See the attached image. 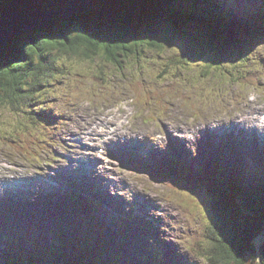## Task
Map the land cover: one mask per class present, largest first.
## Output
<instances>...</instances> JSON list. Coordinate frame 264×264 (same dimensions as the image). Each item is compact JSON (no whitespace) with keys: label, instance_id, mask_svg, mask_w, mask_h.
Listing matches in <instances>:
<instances>
[{"label":"rangeland","instance_id":"374dc122","mask_svg":"<svg viewBox=\"0 0 264 264\" xmlns=\"http://www.w3.org/2000/svg\"><path fill=\"white\" fill-rule=\"evenodd\" d=\"M238 1L243 0H231L234 4ZM181 7L183 10L187 9L184 2H181ZM188 32L192 36L195 35V25L188 26ZM185 39L174 38L171 43L164 42L155 47L147 46L149 39H146L136 53L119 57L120 67L109 64L100 56L84 59L56 53L55 63L61 66L65 72L64 75L54 76L49 80L46 88L33 94V100L37 105L41 104L45 108H50L47 111L48 116L53 118L54 122L49 126V131L45 129L48 127L47 124L44 126L45 130L33 129L35 113H39L36 107L30 114L25 113L26 115L19 116L0 104V186L5 188L11 186L15 192H18L20 182L24 185L43 182L44 179L37 176L40 173L45 174L46 178L47 176L56 178L58 171L70 173L59 164L67 167V164L73 162L67 161V158H72L79 152L81 146L76 145L74 150L73 139H78L85 129L91 128V124L101 122L103 115L106 114L108 119L110 117L113 119V121L109 119V123H115L113 115H130L129 127L134 130V133L145 135L149 131H162L166 145L174 147L171 156L186 158L184 160L188 164L195 161L206 169L214 171V164L220 162L221 167H227L222 172L223 176L237 172L239 179L246 174V170L249 174H247L248 178L255 174L256 169L253 163H260L264 154V147L258 148L256 141L249 143L240 139L234 145L239 152L237 155L231 145L235 143V140H229L225 133L222 134L221 129L218 133L214 131L212 134H207L206 140L199 142L198 135L195 133L190 141L192 146L187 148L176 142L178 138L168 136V132L178 129L184 133L182 129L186 126L196 124L194 129L203 128V125L208 122L226 123L227 119L230 120L226 123L229 125L232 118L239 120L246 118L255 110H264V39L256 42L251 51L241 53L240 56L229 50L228 59L222 60V73L207 68L211 58L208 54L199 56V49L208 50L209 46L198 45L197 41L188 36H185ZM192 52V55L188 54ZM241 74L254 77L257 84L240 83ZM92 75L97 77L98 82L91 81ZM135 78L138 79L135 80ZM101 80H104L102 85L107 83L106 90H103ZM135 81H138L139 85L134 91L142 89L149 100L152 99L149 103H144V100L133 101L129 84ZM182 89L185 92L183 96H181ZM216 90L218 92L214 93L218 96L213 101L210 97L212 94L209 95V93ZM162 98L164 103L166 104L165 101H167L168 104L165 110V107L161 105L163 103L156 101ZM191 109L201 110L199 113L195 111V117H191ZM254 121L258 120L253 118L250 120L253 126L259 127L254 124ZM118 127L121 129L123 125L115 124L114 128ZM207 129L209 128L205 130ZM21 131L23 134L30 131L32 135L51 140L50 145L46 146L45 143L40 142L38 145L45 148L36 149L35 155L32 154V158L30 157L34 162L43 161L46 164L43 170L38 165L33 166L32 162L23 167L20 165V162L24 163L22 159L14 158V154L10 155L15 152V148L11 146L14 145L12 143H21L17 135ZM129 131V129L124 132L117 130V138L121 140V136L129 134ZM241 143L245 145L244 149ZM261 144L264 145V143ZM29 145H33V137ZM83 145H91V143ZM26 149L30 152L29 148ZM144 150L151 156L153 151L150 148L146 146ZM20 151L19 148V153L23 156L29 155L28 152ZM165 151H160L162 158L171 157L169 154L165 155ZM91 153L95 154L96 149L93 148ZM106 154L103 162L106 163L109 175L118 178L120 188L123 190L127 189L124 185L128 181L130 183L129 192H127L130 199L119 195L114 198V203L109 204L106 201L108 197H98L104 208L98 213L100 222L106 226L107 236L104 238L108 242L104 240L103 246L95 247L99 244L95 240L99 239L96 234L99 230L103 235V230L100 223L97 222L96 226L100 228L97 229L89 222V211L92 210L83 196L90 194V190L84 187L85 190L81 188L79 191L77 188H71V190L67 182H64L65 186H63V182L58 179L59 193L63 192L64 195H59L57 199V210L50 205V210L45 211L43 201L40 200L38 203L34 199H30V202H34L27 208H23L26 205H12L9 200L10 193H3L0 188V208L5 212L7 208L13 210V214L8 218L12 220L10 225H5L8 224V219L0 218V243L5 245V240L16 241L15 237L21 238L20 241L17 239L19 248L10 243L8 245L14 246L12 248L9 246L12 252L17 255L21 253L23 258L21 257L20 262L23 264L25 262L43 264L44 260H46L45 264H209L202 258L207 242L204 244L202 222L199 223V221L204 220L207 201L200 186L195 184L185 191L178 190L176 187L178 178L173 173L166 174L161 170L163 164L167 166L170 164V159L165 162L152 161L154 158L159 159V155H154L152 160L140 158L139 161L126 162L121 166V163L114 160L111 154L108 155L107 152ZM81 155L80 152L78 157ZM51 161L55 163L51 164ZM235 162L239 165L235 166ZM49 164L55 169L49 168L47 166ZM34 169L36 172L30 180L25 181L21 178V173L33 172ZM9 173L12 179H8ZM25 177L26 174L23 175V178ZM113 181L117 183L116 180ZM243 183L247 182L243 181ZM87 184L91 186L92 183L87 182ZM81 185L83 183L79 181L78 186ZM64 188L67 192L77 194L74 197L70 196L71 202L66 197ZM33 192L35 190L29 186L25 189L24 196L28 197ZM64 206L75 207L73 210L68 208V212L72 214L70 220L65 218L64 211L61 210ZM29 210L31 211L29 223L27 221L18 223L19 218L27 217ZM37 212L41 216H37ZM16 213H20L22 217H18ZM96 214L97 209L95 215L91 214L90 217H96ZM130 216L134 217L130 218ZM31 217L39 223H55L56 226L35 229L31 227L33 222ZM118 220H128L126 221L128 223H125L122 229H118ZM153 225H155L154 228ZM51 228L55 229L50 230ZM115 230L119 231L117 241ZM73 231L76 235L69 234ZM91 233L94 236L89 238L88 235ZM72 239L76 243L71 242ZM38 247L39 249L47 247L48 251L38 250ZM3 251L4 249L0 252V264H5L10 259L8 255H5L8 251ZM36 252L42 255L37 253L38 256H35ZM35 258L42 262H37Z\"/></svg>","mask_w":264,"mask_h":264},{"label":"trees","instance_id":"16d2710c","mask_svg":"<svg viewBox=\"0 0 264 264\" xmlns=\"http://www.w3.org/2000/svg\"><path fill=\"white\" fill-rule=\"evenodd\" d=\"M9 1L0 0V16ZM46 1L51 6L58 3ZM181 2L187 5L186 10ZM250 13L245 19L229 23L205 7L203 0H92L90 9L83 10L78 17L20 35L0 49V104L19 116L30 113L35 104L33 94L54 75L65 73L55 65L56 53L84 59L100 56L119 66V57L136 53L146 39L147 46L155 47L188 36L198 45L209 46L208 50L199 49V56L208 54L211 58L207 68L222 73V60L228 59L229 50L240 56L264 36V15L255 14L252 8ZM190 25H195L193 36L188 32ZM17 135L20 139L25 137L23 131ZM29 150L30 157L35 155V150ZM13 154L19 157V151ZM190 178L195 179L194 172ZM206 187L211 211L203 225L207 242L204 258L209 264H264V177L248 189L232 180L223 182L221 187L207 181ZM93 204L97 210L101 208L99 203ZM39 224L47 228L56 226ZM102 230L104 238V227ZM95 240L99 242L95 247H100L102 241ZM71 242L76 243L74 239ZM0 248L8 251V261L12 260L9 264H22L21 253L17 255L1 243Z\"/></svg>","mask_w":264,"mask_h":264},{"label":"water","instance_id":"95a60500","mask_svg":"<svg viewBox=\"0 0 264 264\" xmlns=\"http://www.w3.org/2000/svg\"><path fill=\"white\" fill-rule=\"evenodd\" d=\"M46 2L10 0L3 7L0 16V49L20 35L32 34L55 26L59 21L67 22L78 17L83 10L90 9L92 0H58L56 6H48ZM91 81L98 82V79L92 75Z\"/></svg>","mask_w":264,"mask_h":264},{"label":"bare ground","instance_id":"6f19581e","mask_svg":"<svg viewBox=\"0 0 264 264\" xmlns=\"http://www.w3.org/2000/svg\"><path fill=\"white\" fill-rule=\"evenodd\" d=\"M47 3V2H46ZM48 4V6H51L49 3H47ZM56 5H58V3L57 4H54V6H56ZM110 120H112L113 121V119L110 117L109 118ZM263 123H264V121H261V122H259V124L258 125H256V126H259V127H261V129H262V127H263ZM246 124H247V131L249 132V133H251V134H256V136H257V139H258V141L259 142H262V140H263V135L261 134V132L260 131H257V130H255V126H253V123H251L250 121H248V122H246ZM121 125H123V124H121ZM257 128V127H256ZM117 130H119V127L117 128V129H115L114 127L113 128H111V129H109L108 131H106V135H108V136H110V138L111 139H113V140H116V141H114V142H111V146H108V147H110V148H116L117 146L118 147H121V146H127V154L128 155H130L132 158H135V155H136V153H137V151H138V149H137V147L133 144V142H131L130 144H128V140L126 139V141L125 140H119L118 138H117V135H116V131ZM239 130V128L238 129H231V133L233 132L234 134H237V131ZM242 130H244V127L242 128ZM209 131H211L210 129H207L206 130V132H209ZM221 132H222V134L223 133H226L227 131L226 130H221ZM215 133H218V130H216V132ZM134 134H136V133H134ZM127 135H129V134H127ZM138 135V134H137ZM144 135V134H143ZM260 136V137H259ZM116 138V139H115ZM208 140H210L209 139V137H208ZM102 144H104V140H101L100 141ZM128 144V145H127ZM211 144H213V143H211ZM139 145H140V147L142 148V149H145V147L146 146H142L141 145V143L139 142ZM116 146V147H115ZM259 146H263L264 147V145H262V144H260ZM260 147V148H261ZM191 148V147H190ZM95 149H96V153H95V155H99L100 153H101V150L100 149H98L97 147H95ZM194 151V150H193ZM83 155V154H82ZM108 155H110V154H108ZM220 154L218 153V156H219ZM93 156V155H92ZM106 156V155H105ZM107 157H109V156H107ZM114 157V156H113ZM197 157V156H196ZM14 158H19V157H15L14 156ZM87 159L88 160H90V158H89V156H87ZM184 159H186V158H184ZM114 161V160H113ZM107 162V161H106ZM115 162V161H114ZM79 162H78V160H74L72 163H70V164H67V167L65 166L64 167V170H69V172H70V176L71 177H73V178H75V179H83L84 178V180H83V186L85 187V188H87V189H89L92 193L91 194H89V196H86V200H88V202H89V204H90V207L91 208H93L94 210H95V212H96V209H97V207L95 206V205H93V203H92V200H95V199H97L99 196H106V197H108L107 199H106V201H107V203H111V202H115V197L112 195V193H115L116 195H118V193H117V191L116 190H119L120 189V186L118 185V183H116V182H114L113 180H107V176L105 175L103 178H101L100 180L101 181H95L94 182V184H91V187L93 188H91L89 185H87V183H86V179H89V169H87L86 167H90V165L88 164V163H86V165H84L83 166V170L85 169V170H87V171H78V169H77V167H78V164ZM95 164H96V161L94 160V166H95ZM106 164V163H105ZM191 166H193V162H192V164H190ZM76 168V170L75 171H70V170H73V169H75ZM147 170V169H146ZM162 170V169H161ZM91 171V170H90ZM92 172V171H91ZM58 173H61V172H57V176H58ZM83 173L84 174H86V176L85 175H83ZM159 173V172H158ZM4 176H5V174H3ZM93 176L94 177H96L94 174H93ZM155 176V175H154ZM47 177H50V176H47ZM0 183H1V180H0ZM96 183H100V186H102V188H103V190H104V193H99V192H96V188H95V184ZM68 184V183H67ZM62 185L63 186H65L64 185V182L62 183ZM71 185H72V187L73 188H77L78 189V191L80 190V188L81 189H83V190H85L82 186H78L75 182H71ZM0 188H1V191H3V193L4 192H9L10 194H9V197L11 196V194L13 193V191H15L14 190V188H12L11 186L10 187H8V188H5L4 186H0ZM63 191H65V193H66V197H68V200L71 202V200H72V198L69 196V194H68V192L65 190V188H64V190ZM68 194V195H67ZM80 196V195H79ZM120 196H122V195H120ZM124 197H126V196H129L128 195V193H127V191H125L124 192V195H123ZM52 198V197H51ZM53 199V198H52ZM119 199V198H118ZM128 199V198H127ZM130 199V198H129ZM78 200H80V199H78ZM119 200H121V199H119ZM121 202V201H120ZM128 202V201H127ZM117 205V204H116ZM113 206V205H112ZM148 207V206H147ZM103 207L101 206V209H102ZM104 209V208H103ZM118 209V208H117ZM128 209V208H127ZM62 210V209H61ZM9 211H11L10 210V208H7L6 209V213L8 212V213H10L11 214V212H9ZM99 212V209L97 210V216H96V219H97V222L98 223H100V220H101V218H100V214L98 213ZM17 214V216H21L22 217V215L20 214V213H16ZM135 214V213H134ZM61 216V215H60ZM125 217V216H124ZM36 220V219H35ZM37 221V220H36ZM122 221H125V220H122ZM130 224H131V222H130ZM139 225V224H138ZM115 226H116V224H115ZM155 227V225H153V228ZM119 231H116L115 230V240L117 241V233H118ZM105 236H107V233H106V230H105ZM1 239H3V238H1ZM4 241V240H3ZM3 243H1V245H2ZM5 245L8 247V246H10V244L8 245V243L7 242H5ZM2 246H4V245H2ZM161 249V248H160ZM158 250V249H157ZM2 251V248L0 249V252ZM142 253V252H141ZM4 254V253H3ZM6 255V254H5ZM5 255H4V257H5ZM145 256V255H144ZM161 257V256H160ZM158 260V259H157ZM159 261V260H158ZM162 263V262H161ZM147 264V263H146Z\"/></svg>","mask_w":264,"mask_h":264}]
</instances>
